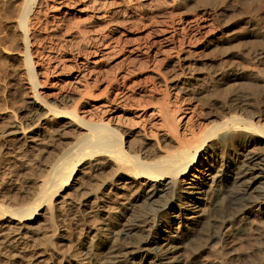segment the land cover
I'll return each instance as SVG.
<instances>
[{
    "label": "bare ground",
    "instance_id": "6f19581e",
    "mask_svg": "<svg viewBox=\"0 0 264 264\" xmlns=\"http://www.w3.org/2000/svg\"><path fill=\"white\" fill-rule=\"evenodd\" d=\"M78 1L25 0L19 17L26 89L43 112L32 106V123L3 134L0 264H264V92H221L247 73H194L181 60L153 86L132 83L137 63L160 70L167 50L185 54L211 16L226 20L212 49L248 41L235 55L264 62L260 0H214L193 17L196 0H87L83 27L67 11L51 16ZM154 18L169 24L159 40L115 31ZM70 66L69 80L57 77ZM48 85L78 92L49 102ZM193 98L201 105L187 107ZM241 237L244 256L232 252Z\"/></svg>",
    "mask_w": 264,
    "mask_h": 264
},
{
    "label": "rangeland",
    "instance_id": "374dc122",
    "mask_svg": "<svg viewBox=\"0 0 264 264\" xmlns=\"http://www.w3.org/2000/svg\"><path fill=\"white\" fill-rule=\"evenodd\" d=\"M197 3L192 6V11L188 12L191 17L196 13V9H201L202 7H208L215 4L214 0H196ZM87 0H80L75 3L72 7H65L60 12H55L52 9L51 16L56 18H61V14L64 11L70 13L71 21L70 25L77 26L74 22H82L80 26L89 24V15L95 12L92 6L88 5ZM260 4L264 8V0H260ZM167 3L165 0H155L153 2V7L156 9L165 8ZM25 6V0H0V179L6 175L9 171V162L6 154V149L4 147V132L10 130L13 127L20 126L21 119L23 125H28L30 122L28 119L23 118L26 110L33 106V111L39 110L43 112L42 109H38V106L32 104L34 99L32 94L28 92L27 78L25 72H23V62L22 56L20 54L23 49L22 45V33L19 29L18 21L20 14ZM83 9V12H80ZM184 16V12L178 14ZM68 17V16H67ZM213 17V27L209 32H204L199 35L193 42L188 43L185 54L184 52L177 53L175 50H167L166 60L163 63L161 69H154L152 66L137 63L134 68L132 83H145L148 82L150 85H154L159 82L160 78L157 73L162 71L167 76L173 73V69L176 68L178 62L181 60L183 63L191 64L192 71L194 73H206L207 75L213 74L217 75L221 70H231V75L237 73H242L245 71L247 74L239 80H225L224 83L219 87L221 92H264V80L257 76H264V62L251 61L248 59H241L235 55L237 52H244L250 46V42L246 41L244 43H239L237 39H227L221 48L216 49L211 46V41L213 38L221 31L225 19ZM52 20V18H50ZM54 22L51 21V25ZM162 25H169L163 18H154L149 20H139L135 23H127L120 26H116V32L123 37L125 41L134 44L136 42H142L146 40L149 30H152V38L154 40H159L163 38L162 34L158 31V28ZM246 27L244 23L238 22L233 28L234 31L231 34H235V31H240L241 28ZM248 38V37H247ZM72 53L78 56V49L75 47L68 48L63 47L62 54L66 55L68 58L73 59ZM184 57L187 59L184 60ZM201 58L202 61H196ZM78 59H83V56H78ZM69 61V63H73ZM65 69L61 71L57 77L62 80H69L71 77V70ZM158 71V72H157ZM58 78V79H59ZM163 87L164 83L162 84ZM153 92H163L159 87H154ZM60 88L48 85L42 89L47 95L49 102H54L53 92H78L74 88H69L67 90L61 91ZM187 107L192 105H201L200 99L193 98L187 102ZM40 108V107H39ZM193 245V244H192ZM65 249H68L65 247ZM236 251L240 252L242 256L248 251L247 240L241 237L236 242ZM74 248L71 249V251ZM233 255V253H232ZM207 258L211 257V254H206ZM236 257V256H234ZM82 256L79 255L77 258H73V261L82 260ZM240 264H247V260H240Z\"/></svg>",
    "mask_w": 264,
    "mask_h": 264
}]
</instances>
